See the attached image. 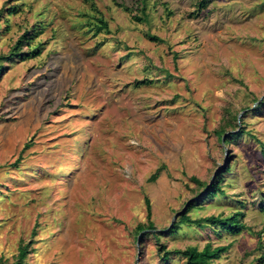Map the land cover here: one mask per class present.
Here are the masks:
<instances>
[{"label": "rangeland", "instance_id": "obj_1", "mask_svg": "<svg viewBox=\"0 0 264 264\" xmlns=\"http://www.w3.org/2000/svg\"><path fill=\"white\" fill-rule=\"evenodd\" d=\"M20 38L0 74V264L29 241L28 264H186L159 243L209 241L232 244L212 264L260 263L264 0H0V56ZM226 119L245 129L229 144ZM227 162L226 193L189 214L242 209L247 228L170 232L205 192L192 176Z\"/></svg>", "mask_w": 264, "mask_h": 264}, {"label": "trees", "instance_id": "obj_2", "mask_svg": "<svg viewBox=\"0 0 264 264\" xmlns=\"http://www.w3.org/2000/svg\"><path fill=\"white\" fill-rule=\"evenodd\" d=\"M147 1V0H146ZM206 2V1H205ZM138 19H142L140 16H136ZM99 23L97 24V31L101 29H107L108 27V21L105 20L103 17L98 18ZM25 36V35H24ZM154 38H157L154 36ZM22 38L19 39V41L11 48V51L9 54H2L0 56V74L4 70L5 66L2 61L4 59H10L12 56L18 55L21 52V44H22ZM234 118L237 119L236 114L234 115ZM226 124H220L219 127L215 128L216 133L218 134V137L222 140L224 134L228 131V126H231L233 129L238 126L235 122V124L232 125V122L230 119H226ZM248 131V130H247ZM245 132V129L240 127L236 132L227 133V135L224 138V143H230V141L237 136L238 134L241 135ZM249 132V131H248ZM232 134H235V136L232 137ZM255 137V136H254ZM264 146V144H262ZM29 144L26 143L25 147H28ZM21 159V156L19 159L16 160L15 165L19 162ZM164 166H160L156 169L155 172L152 173L151 179L155 180L157 179L158 175L160 174L161 170ZM231 166L227 162V164L224 166V168H220L216 173L214 178L212 179L211 183L205 182L203 180H200L197 176L193 175L192 179L195 181H198L201 186H203V190L205 189V192L201 194L200 198H197L193 200L192 202L188 203L187 207L184 209V211L181 213V218L178 221H174V223L170 226L169 231L175 232L176 229L180 227V223L182 222H195L199 226H212L214 229L219 227V231H225L229 232L233 235L239 234L241 231L247 228V224L244 221L245 211L240 209L237 210L231 214L223 215V214H210L206 216L199 217L197 219H193L191 215L189 214V211L200 205L204 200L213 198L217 194H225L226 189L223 185L225 182L224 179V173L231 171ZM202 192V190L200 191ZM264 195V193H263ZM264 198V196H263ZM145 201L147 203V218L148 222H141L139 223L136 228L137 232H141L144 229H156V225L154 220L152 219V204L150 197L147 195L145 198ZM262 211L264 212V206L262 207ZM34 232H36L34 230ZM163 232L154 231L153 234L156 235V238L158 241H160V234ZM32 241L29 242H22L19 246L18 253L16 255V259L12 264H28L27 257L30 253V245ZM231 243L228 244H220V245H213L212 242H207L202 248H199L197 245H188L185 248H177V249H167L166 244L164 242L159 243V247L162 250L163 249V259L165 261H168L172 254H180L186 258V264H212V261L216 258L221 257L222 253L227 251L229 247L231 246ZM259 264H264V253L260 256Z\"/></svg>", "mask_w": 264, "mask_h": 264}, {"label": "water", "instance_id": "obj_3", "mask_svg": "<svg viewBox=\"0 0 264 264\" xmlns=\"http://www.w3.org/2000/svg\"><path fill=\"white\" fill-rule=\"evenodd\" d=\"M224 138H225V136H223V141H224ZM216 173V172H215ZM215 173H214V175H213V177L215 176ZM178 215V214H177Z\"/></svg>", "mask_w": 264, "mask_h": 264}]
</instances>
